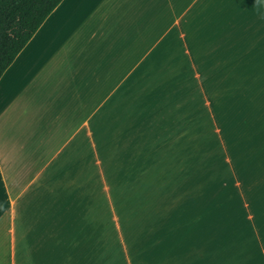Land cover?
I'll use <instances>...</instances> for the list:
<instances>
[{"label":"crops","instance_id":"obj_1","mask_svg":"<svg viewBox=\"0 0 264 264\" xmlns=\"http://www.w3.org/2000/svg\"><path fill=\"white\" fill-rule=\"evenodd\" d=\"M197 121L227 154L232 264H264V0H62L0 78V264H228L187 198L102 213L108 169L164 168Z\"/></svg>","mask_w":264,"mask_h":264},{"label":"rangeland","instance_id":"obj_2","mask_svg":"<svg viewBox=\"0 0 264 264\" xmlns=\"http://www.w3.org/2000/svg\"><path fill=\"white\" fill-rule=\"evenodd\" d=\"M204 127V122L197 121L194 127H191L189 130L182 132L183 134L179 138V153L165 154L166 159H163L164 163L167 159L168 162L166 163L167 165L164 167V169L167 171L170 170V172L163 175V179L155 176L154 172L148 170V168H134L133 171L136 173L138 172V176L142 178L143 181H151L153 183L163 184V193L167 194V196L171 199L166 200L165 197L164 200H157L158 205L162 203H164V206L176 205V203L178 204L179 202H177L175 198L181 197L183 199H189V202L194 203V206H199L198 208H194L195 211H198L200 208H202L200 209V212H202V214L206 216V218H204L205 221L203 222L205 224V233L207 231L209 232L210 227H212V225L210 224V218H208L210 217L209 215H216L218 213L217 208L215 209L216 204L222 203L220 208L223 207L226 214L227 212H231V209L226 205L235 204V201L232 200L234 198L235 191L233 185L227 182L225 173H227L228 168L227 162L225 163V161L228 160L227 154H222L221 152V139L220 137H214L213 143H210V134L208 135L206 134V132H211L213 135L212 131L214 129H212V131L208 130L205 132ZM207 128L209 127L207 126ZM168 156H170V158H167ZM223 159H225V161H223ZM153 168L160 167L153 166ZM222 168H224L225 170L224 174H222ZM130 177L133 181L137 182V176H133V174L131 173ZM151 194H162V188L156 187L154 192ZM110 199L111 202L109 201V205L107 204L108 206L106 208L115 210L117 217L114 218L117 220L118 229L122 231V227L128 220L127 218L123 219L124 222L122 220V218L126 216L128 207L125 204H121L120 202L118 206L117 202L120 200L114 193L111 195L109 200ZM157 202L150 201L148 203L153 204ZM135 203L137 206H139L140 202L138 201V199H135ZM119 212H121L122 218L119 217ZM196 217L201 218L200 215H197ZM237 217L238 216L236 215V218ZM240 218L241 213L239 216V220ZM102 219L105 220L107 219V217L102 216ZM225 229L226 232L223 234V238H227L226 224H224V230ZM235 231L237 235V225L235 227ZM121 235L123 234L121 233ZM205 238L206 242L209 241L210 235L205 236ZM237 249L238 248L236 246L234 250V254L236 253V256ZM226 250L227 244L225 241H223V251L226 252ZM211 258L214 259L212 250Z\"/></svg>","mask_w":264,"mask_h":264},{"label":"trees","instance_id":"obj_3","mask_svg":"<svg viewBox=\"0 0 264 264\" xmlns=\"http://www.w3.org/2000/svg\"><path fill=\"white\" fill-rule=\"evenodd\" d=\"M61 1L62 0H0V78ZM209 137L210 143H213V138L218 136L215 134L212 138L211 136ZM223 161H225V159H223ZM154 165L155 163H150L148 170L154 172V175L158 178L163 179V175L170 172V170L167 171L164 168H153ZM131 173L133 176L138 177L137 182L132 180L130 177ZM224 173L225 170L222 168V174ZM225 174L228 182L230 173L227 171ZM107 175L114 194H116L120 200L117 202L118 206L119 202L126 205L128 200H131L134 196L139 197L146 193L151 194L156 187L162 188V192L164 189L163 184L143 181V179L138 176V172L136 173L131 168H125L119 165L108 169ZM232 200L235 201V204L226 205L231 209V212H227V214L223 207L220 208L222 203L215 205V209L217 208L218 213L211 216L212 227H210L209 232L207 231V234L210 235V239L206 242L207 252L211 249L213 258L218 260L220 258L227 259L228 264H232L234 261L233 259L236 258L234 250L238 242V236L235 231L237 224L236 194ZM105 209H107L110 215V209L104 206H102V213ZM119 213V217H121V212ZM123 219H125V217H123L122 220ZM224 224L227 226V238H223V234L226 232V229L224 230ZM223 241L227 244L226 252L223 251ZM117 252L118 253L115 254L118 255L114 256L115 260L123 258L124 254L119 253L121 250H117Z\"/></svg>","mask_w":264,"mask_h":264}]
</instances>
